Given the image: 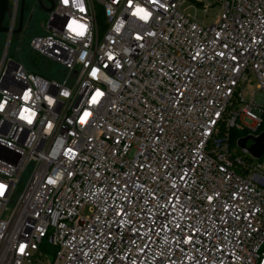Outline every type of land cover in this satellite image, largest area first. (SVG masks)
Segmentation results:
<instances>
[{"label": "built area", "instance_id": "obj_1", "mask_svg": "<svg viewBox=\"0 0 264 264\" xmlns=\"http://www.w3.org/2000/svg\"><path fill=\"white\" fill-rule=\"evenodd\" d=\"M9 2L0 264L45 240L49 264H264V154L230 143L264 132V0H217L210 25L186 0H56L27 44L56 78L8 57Z\"/></svg>", "mask_w": 264, "mask_h": 264}, {"label": "rangeland", "instance_id": "obj_2", "mask_svg": "<svg viewBox=\"0 0 264 264\" xmlns=\"http://www.w3.org/2000/svg\"><path fill=\"white\" fill-rule=\"evenodd\" d=\"M206 1H209L213 4L206 14L203 13L201 7L195 6V3L192 0H186V4L183 8L192 6V8L187 9L188 13L194 15L199 22H203L205 25H210L220 8L217 0ZM47 18L48 14L41 12L38 9L35 0H26L23 31L17 38H13V40L11 41L10 49L7 55L8 57H11L18 62L24 64L26 62L25 66L29 69L30 67H33L36 70L43 69L46 74L48 73V75H55L54 78H56L58 70L60 68L59 65L49 62L27 51V44L30 38L44 32V26L47 23ZM5 45L6 36L0 35V60L2 58L3 52L5 51ZM257 90L256 80L254 79V77H251L243 91V98L245 99V101L249 102L254 99ZM234 150V154H238L246 160L249 159V155L243 153L241 149ZM41 252L46 256V259H44L41 264H49L53 261L55 248L49 245L46 240L41 247Z\"/></svg>", "mask_w": 264, "mask_h": 264}, {"label": "water", "instance_id": "obj_3", "mask_svg": "<svg viewBox=\"0 0 264 264\" xmlns=\"http://www.w3.org/2000/svg\"><path fill=\"white\" fill-rule=\"evenodd\" d=\"M35 2L38 9L44 13H50L56 4V0H35ZM25 3L26 0H20L17 27L12 31L15 38H17L23 31ZM10 13L11 7L9 0H0V35L9 34V29L3 25V21L10 16ZM7 42L8 40L6 39L5 48ZM236 145L239 149L245 150L253 159L260 160L262 154H264V132L256 137H242L238 139Z\"/></svg>", "mask_w": 264, "mask_h": 264}, {"label": "trees", "instance_id": "obj_4", "mask_svg": "<svg viewBox=\"0 0 264 264\" xmlns=\"http://www.w3.org/2000/svg\"><path fill=\"white\" fill-rule=\"evenodd\" d=\"M3 37H4V36H3ZM14 38H15V37H14ZM15 40H16V39H15ZM27 51H28V49H27ZM28 52H30V51H28ZM22 64L24 65V67H25L27 70H29V71L32 72V73H35V74L40 75V76H43V77H49V76H50V75H48V73L46 74V72H45L43 69L36 70V69L33 68V67H30V69H29V68H27V67L25 66L26 62H25V64H24V63H22ZM262 129H264V126H262ZM245 135H246V134H245L244 132L231 131V133H230V143H231V145L234 146L236 140L239 139V138H241V137H244Z\"/></svg>", "mask_w": 264, "mask_h": 264}, {"label": "snow or ice", "instance_id": "obj_5", "mask_svg": "<svg viewBox=\"0 0 264 264\" xmlns=\"http://www.w3.org/2000/svg\"><path fill=\"white\" fill-rule=\"evenodd\" d=\"M139 11H143L142 9L141 10H139ZM88 114L87 113H85V116H87ZM2 189H3V186H0V194H2ZM22 250V249H21Z\"/></svg>", "mask_w": 264, "mask_h": 264}, {"label": "flooded vegetation", "instance_id": "obj_6", "mask_svg": "<svg viewBox=\"0 0 264 264\" xmlns=\"http://www.w3.org/2000/svg\"><path fill=\"white\" fill-rule=\"evenodd\" d=\"M26 4V3H25ZM37 5V4H36ZM25 11V10H24ZM6 20L7 18H5V20L3 21V25L5 26L6 25ZM18 20V19H17Z\"/></svg>", "mask_w": 264, "mask_h": 264}]
</instances>
